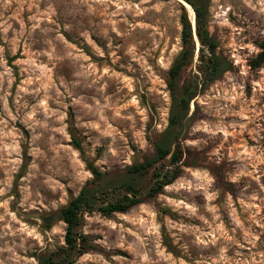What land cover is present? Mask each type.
I'll return each mask as SVG.
<instances>
[{"label":"rangeland","instance_id":"obj_1","mask_svg":"<svg viewBox=\"0 0 264 264\" xmlns=\"http://www.w3.org/2000/svg\"><path fill=\"white\" fill-rule=\"evenodd\" d=\"M209 3L233 68L191 102L180 144L196 155L157 197L86 215L92 248L74 264H264V67L250 66L264 0ZM182 7L195 31L184 0H0V264L65 245V223L43 218L92 180L89 162L114 173L155 153ZM195 41L181 85L202 82Z\"/></svg>","mask_w":264,"mask_h":264},{"label":"trees","instance_id":"obj_2","mask_svg":"<svg viewBox=\"0 0 264 264\" xmlns=\"http://www.w3.org/2000/svg\"><path fill=\"white\" fill-rule=\"evenodd\" d=\"M195 13V31L189 15L182 7V51L168 72V88L171 96L169 123L161 137L154 143L155 153L145 156L142 162L123 171L103 173L92 163L88 169L93 175L68 204L57 213L43 218L47 227L57 221L66 225L65 245L38 257L39 264H74L92 247L83 233L86 215L99 213L110 217L127 213L146 200L153 199L173 184L181 175L187 160L196 154L184 149L181 144V127L188 120L191 102L209 85L230 71L232 63L218 53V43L208 29L209 0H184ZM197 38L201 62L202 82L180 84L183 71L193 62ZM260 52L250 61L253 69L264 67V39L258 44ZM76 148L81 143L73 136ZM186 155V161H183ZM188 156V158H187ZM168 161L166 166L164 162ZM149 184L145 186V181Z\"/></svg>","mask_w":264,"mask_h":264},{"label":"bare ground","instance_id":"obj_3","mask_svg":"<svg viewBox=\"0 0 264 264\" xmlns=\"http://www.w3.org/2000/svg\"><path fill=\"white\" fill-rule=\"evenodd\" d=\"M191 12L193 13L194 11L192 10V8H191ZM193 23H194V19H193Z\"/></svg>","mask_w":264,"mask_h":264},{"label":"water","instance_id":"obj_4","mask_svg":"<svg viewBox=\"0 0 264 264\" xmlns=\"http://www.w3.org/2000/svg\"><path fill=\"white\" fill-rule=\"evenodd\" d=\"M196 30V29H195Z\"/></svg>","mask_w":264,"mask_h":264}]
</instances>
